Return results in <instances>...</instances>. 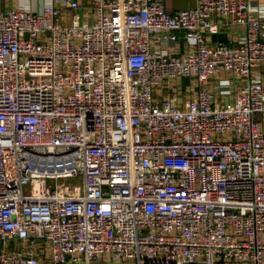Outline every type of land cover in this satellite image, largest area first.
<instances>
[{
  "label": "built area",
  "instance_id": "built-area-1",
  "mask_svg": "<svg viewBox=\"0 0 264 264\" xmlns=\"http://www.w3.org/2000/svg\"><path fill=\"white\" fill-rule=\"evenodd\" d=\"M193 1L0 0V264H264V11Z\"/></svg>",
  "mask_w": 264,
  "mask_h": 264
},
{
  "label": "crops",
  "instance_id": "crops-1",
  "mask_svg": "<svg viewBox=\"0 0 264 264\" xmlns=\"http://www.w3.org/2000/svg\"><path fill=\"white\" fill-rule=\"evenodd\" d=\"M168 8L171 11H177L182 8H187L195 5L193 0H163ZM253 5L258 12L264 11V0H253ZM245 28L243 27H232V26H224L220 29L219 33L213 34L210 36V42L214 43L217 41L226 42L229 44L237 43L239 37L244 33ZM181 39L179 44L177 45L176 49L173 48L172 52H180L184 53L188 50V45L186 43V39L183 37V33H180ZM158 47V46H156ZM157 49V48H156ZM225 80L230 79L227 76H222ZM232 99L235 97L236 87H237V79L232 76ZM180 84L183 86V90L186 93V97L191 98L194 96L195 92L191 90L190 82L187 79L179 81Z\"/></svg>",
  "mask_w": 264,
  "mask_h": 264
},
{
  "label": "rangeland",
  "instance_id": "rangeland-1",
  "mask_svg": "<svg viewBox=\"0 0 264 264\" xmlns=\"http://www.w3.org/2000/svg\"><path fill=\"white\" fill-rule=\"evenodd\" d=\"M92 264H102V263H98L97 261H93ZM113 264H119V263H113Z\"/></svg>",
  "mask_w": 264,
  "mask_h": 264
}]
</instances>
